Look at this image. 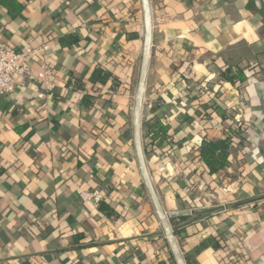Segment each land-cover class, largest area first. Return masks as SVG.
Returning a JSON list of instances; mask_svg holds the SVG:
<instances>
[{
    "label": "crops",
    "instance_id": "0c3cea01",
    "mask_svg": "<svg viewBox=\"0 0 264 264\" xmlns=\"http://www.w3.org/2000/svg\"><path fill=\"white\" fill-rule=\"evenodd\" d=\"M14 1L19 11L0 0V41L45 53L0 97V264H264V18L237 0H148L145 65L141 0ZM42 63L50 86L37 77ZM255 64L261 80L222 77ZM97 69L111 77L92 82ZM208 74L227 116L213 118L207 137L241 124L257 142L247 156L230 147L215 175L185 124L192 115L201 129V103L214 94L197 87ZM153 114L173 128L147 153L143 122ZM77 183L101 191L98 205L76 197ZM191 199L218 210L172 225Z\"/></svg>",
    "mask_w": 264,
    "mask_h": 264
},
{
    "label": "trees",
    "instance_id": "16d2710c",
    "mask_svg": "<svg viewBox=\"0 0 264 264\" xmlns=\"http://www.w3.org/2000/svg\"><path fill=\"white\" fill-rule=\"evenodd\" d=\"M3 3L6 1H10L12 6L17 9V11L22 8L19 3L14 0H1ZM240 5L245 6L250 10V12L254 15H259L264 18V0H237ZM69 43V42H66ZM111 77L110 73L105 71L101 72L100 70H96L90 77L92 82H105L107 79ZM222 77L232 83H242L248 77H251L255 80H261L263 78L262 71L260 70L257 64L252 65L247 68L237 67H226L222 72ZM210 75H205L198 84L197 89L200 90L201 87L209 88L214 94L212 98H208L207 100L201 103V106L204 110L203 115L201 117V129L198 131H194V127L198 124L194 116L187 117L189 121H186V126L189 130L190 138L194 142L195 151L197 152L196 158L201 160L206 167L208 173L210 175H215L218 170L224 168L228 162L229 157V149L232 146L240 148L245 156H247L252 149L257 148V142L255 137H251V134L247 132V136H243V128L241 124H239L238 128H233L231 126L227 127L228 131L225 133L223 139H209L207 137L206 131L211 127L213 118L218 115L221 118H226V113L223 112L225 108V101H223V94L219 93L221 86L218 85H210L209 84ZM186 88L189 89L188 80H184ZM76 87H81V85L76 84ZM117 85L112 84L110 86V90L114 91ZM185 98L180 100L181 103V111L187 112L190 102L194 99L190 92L185 93ZM189 116V115H188ZM187 119V120H188ZM181 122V121H179ZM184 124V123H183ZM143 128L145 131V137L147 139L144 150L145 152H152L153 150L162 147L163 144L169 143V135L168 130L173 128V125L168 124L164 121V119L157 117L155 114L145 119L143 122ZM172 143V142H171ZM255 159H249V162H253ZM199 201L197 199H191L187 205L188 209L191 211L188 214L181 215H171L169 217L170 223L172 225L177 224L185 220L187 217H211L214 212L218 209H203L200 210ZM100 210L110 213V208L105 204H100L98 206ZM209 242H212L210 239Z\"/></svg>",
    "mask_w": 264,
    "mask_h": 264
},
{
    "label": "built area",
    "instance_id": "2783aa9c",
    "mask_svg": "<svg viewBox=\"0 0 264 264\" xmlns=\"http://www.w3.org/2000/svg\"><path fill=\"white\" fill-rule=\"evenodd\" d=\"M45 53L44 46L38 47H24L16 49L9 47L6 43L0 41V97L2 95L10 94L15 89L14 75L20 74L23 77H30L33 75V67L31 60L35 57H42ZM44 66V71L38 73L37 77L46 81V85L50 86L48 81L51 76V70ZM228 128L224 129L226 133ZM159 154H165L166 149L157 150ZM201 185H199L200 189ZM75 195L82 203H90L94 206L102 200V193L99 189L83 187L77 183L75 187Z\"/></svg>",
    "mask_w": 264,
    "mask_h": 264
},
{
    "label": "water",
    "instance_id": "95a60500",
    "mask_svg": "<svg viewBox=\"0 0 264 264\" xmlns=\"http://www.w3.org/2000/svg\"><path fill=\"white\" fill-rule=\"evenodd\" d=\"M142 3V10H143V19H144V44H143V59L146 65L149 53H150V46H151V33H152V25H151V16H150V8L148 0H141ZM144 82V76L142 77L141 87ZM169 214L161 213L160 219L164 225L165 231L167 236L170 237L171 230L168 223Z\"/></svg>",
    "mask_w": 264,
    "mask_h": 264
}]
</instances>
